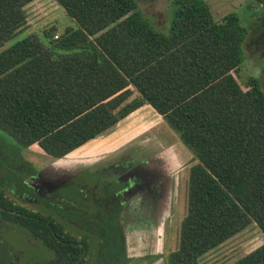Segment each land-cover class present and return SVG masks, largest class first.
Returning a JSON list of instances; mask_svg holds the SVG:
<instances>
[{
  "label": "trees",
  "instance_id": "1",
  "mask_svg": "<svg viewBox=\"0 0 264 264\" xmlns=\"http://www.w3.org/2000/svg\"><path fill=\"white\" fill-rule=\"evenodd\" d=\"M32 1L0 0V48L23 26ZM54 1L75 28L59 37L44 32L47 45L28 34L0 51V132L13 154L66 157L148 105L195 160L177 247L165 264H197L251 223L264 235V93L256 78L243 90L233 76L244 59L240 22L261 26L264 0L242 4L246 18L233 11L219 19L205 0H170L166 33L135 0ZM0 221L49 253L29 264H84V235L77 240L1 189ZM231 264H264V243Z\"/></svg>",
  "mask_w": 264,
  "mask_h": 264
},
{
  "label": "rangeland",
  "instance_id": "2",
  "mask_svg": "<svg viewBox=\"0 0 264 264\" xmlns=\"http://www.w3.org/2000/svg\"><path fill=\"white\" fill-rule=\"evenodd\" d=\"M169 1L135 0L142 15L150 20L156 30L164 31V33L168 31L170 25ZM205 1L211 16L214 19H219L222 15L233 11L239 16L242 15V7L240 8V6L249 0ZM23 10L25 14L23 26L16 32L14 37L3 44L0 51L28 34L39 36L43 43L47 45L48 41L43 38L44 32L52 37H59L66 28H75L74 22L65 15L54 0H33L25 5ZM249 14L250 11L247 10L243 16L246 18ZM240 24L247 29V35L242 43L244 59L237 72L233 73V76L243 90L246 89L248 78H256L264 93V75L261 73V67L264 63V22L260 23L261 26L255 27L251 24L246 26L247 22H240ZM131 90V98L136 97L137 93L132 88ZM125 140L128 141L127 145L139 142L142 146L147 145L146 147L154 148V146H157L156 149L163 152L162 156L168 158L167 160L171 158V163L177 166V200L169 222L165 225H159L158 230H156L159 235L156 236L154 241V251L141 255L146 247L142 245V239L131 234L130 238L124 241L125 246L128 247L126 256L128 255L129 260H127L125 254L119 251L121 242L115 240L117 232L114 231L112 225L95 226L80 222L77 223V226L73 222L71 223V217H66V213L71 212L68 203L57 200L56 195L67 193L68 189H71L72 192L74 188L68 186L59 188L54 197L46 200L48 205L60 209V213H57L51 208H45L40 203L37 205L36 202L24 201L18 196L22 187H12L13 180L18 178L29 184H32L33 181L36 182L38 179L44 182V178L48 179V177L55 181L56 178L67 177L70 174L69 169L75 167L73 164H76L78 169V167L84 168V166L91 164L93 160H107L111 156L113 160L121 147L113 152L109 151L120 146ZM143 143H146V145H143ZM12 144L11 140L0 132V189L13 202L56 220L63 226L65 231L77 240L84 235L88 244L84 264H145L155 258L152 264H165L167 254L176 249L179 223L185 214L188 170L195 163V160L181 145L175 134L148 105L133 111L119 124L104 132L101 137L87 142L81 148L60 159H51L30 149H18L13 154ZM51 168L54 170L49 171L52 170ZM98 168H101V166L92 170L93 175L91 178L100 184L103 174ZM42 170L47 171L48 175H42ZM75 179L78 182L86 183L88 175L78 173L75 175ZM48 188V191L53 190V188L50 189V186ZM42 197L37 195V198ZM84 204L89 203L84 202ZM75 222H79V220L75 219ZM132 227L135 228L136 226L132 225ZM147 227H152V225H147ZM97 228L102 229V231L98 232ZM124 231H128V226L123 228ZM97 232V236L91 234ZM106 233L107 236L104 237ZM151 236L150 234L149 241L146 242L147 245H151ZM109 238H113V240L111 241ZM263 243L264 235L251 223L239 233L199 257L197 264H231ZM151 255H154L152 259H146ZM48 257L49 253L40 243L31 239L27 233L0 221V264H3L7 259L12 264H29ZM144 259L146 261H143Z\"/></svg>",
  "mask_w": 264,
  "mask_h": 264
},
{
  "label": "flooded vegetation",
  "instance_id": "3",
  "mask_svg": "<svg viewBox=\"0 0 264 264\" xmlns=\"http://www.w3.org/2000/svg\"><path fill=\"white\" fill-rule=\"evenodd\" d=\"M146 146H142L139 142L124 145L113 160L112 156L107 160H95L96 162L84 168L78 167L77 169V165L73 164L75 167L69 169L70 174L62 177L61 180L55 177L54 181L48 177V179L44 178V182L38 179L32 184L22 181L23 186L18 196L26 202H36L37 205L40 203L45 208H51L54 212L60 213L59 208L48 205L46 200L54 197L59 188L65 186L74 188L72 192L68 189L67 193L56 195L57 200L68 203L71 212H67L66 217H71V223L77 225L82 222L95 226L112 225L114 231L117 232L115 240L121 242L119 251L125 254L127 260H129L128 255L126 256L128 247L125 246L124 241L130 238L131 234L137 235L142 239V245L146 247L141 254L144 255L154 251V241L159 235L156 230L159 225L169 222L178 196L176 164L171 163V158L167 160L168 158L162 156L163 152L156 149L157 146L154 148ZM99 166L101 168L98 169L103 174L100 184L91 178L92 170ZM78 173L88 175L86 183L75 179ZM48 186L53 190L48 191ZM37 195L43 197L37 198ZM84 202L89 204H84ZM75 219L79 222H75ZM147 225H152V227H147ZM126 226H128V231L123 232ZM99 231L102 229H98ZM98 232L91 234L97 236ZM150 234L152 235L151 245H147ZM106 236L107 233L104 237ZM109 240L112 241L113 238ZM153 257L154 255H151L146 259ZM155 259L145 264H152Z\"/></svg>",
  "mask_w": 264,
  "mask_h": 264
},
{
  "label": "crops",
  "instance_id": "4",
  "mask_svg": "<svg viewBox=\"0 0 264 264\" xmlns=\"http://www.w3.org/2000/svg\"><path fill=\"white\" fill-rule=\"evenodd\" d=\"M143 106H145V105H143ZM140 108H141V107H140ZM138 109H139V108H138ZM138 109H137V110H138ZM135 111H136V110H135ZM154 113H155V112H154ZM155 114H156V113H155ZM156 115H157V114H156ZM125 118H126V117H125ZM123 120H124V119H123ZM121 121H122V120H121ZM121 121H120V122H121ZM120 122H118L117 124H119ZM111 128H112V127H111ZM111 128H110V129H111ZM110 129H108V130H110ZM108 130H107V131H108ZM102 135H104V133L100 134V135L97 136L96 138L101 137ZM96 138H94V139H96ZM94 139H93V140H94ZM125 141H126V140H125ZM125 141H123L122 144H121L120 146H118V147H116V148H113V149L110 150L109 152H113V151L119 149L120 147L123 148V146H124V145H127V143H128V141H126V142H125ZM107 146H109V145H107ZM121 148H120V149H121ZM119 151H120V150H119ZM107 153H108V152H107ZM100 155H103V154H100ZM101 157H102V156H101ZM94 161H95V160H93L92 162H94ZM92 162H91V163H92Z\"/></svg>",
  "mask_w": 264,
  "mask_h": 264
},
{
  "label": "water",
  "instance_id": "5",
  "mask_svg": "<svg viewBox=\"0 0 264 264\" xmlns=\"http://www.w3.org/2000/svg\"><path fill=\"white\" fill-rule=\"evenodd\" d=\"M59 159H60V158H59ZM51 169H52V170H49V171H53V170H54L53 168H51ZM47 170H48V169H47ZM47 173H48L47 171H45V170L43 171V170H42V175H48ZM61 179H62V178L59 177L57 180H61ZM57 184H59V183H57ZM57 184H56V185H57Z\"/></svg>",
  "mask_w": 264,
  "mask_h": 264
}]
</instances>
